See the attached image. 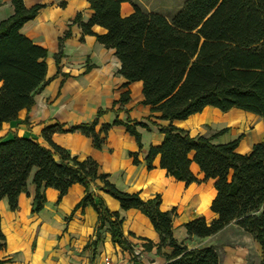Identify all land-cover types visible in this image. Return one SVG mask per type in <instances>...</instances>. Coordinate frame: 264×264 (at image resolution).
<instances>
[{
  "label": "trees",
  "instance_id": "obj_1",
  "mask_svg": "<svg viewBox=\"0 0 264 264\" xmlns=\"http://www.w3.org/2000/svg\"><path fill=\"white\" fill-rule=\"evenodd\" d=\"M10 2L12 13L0 20V128L5 122L17 120L21 109L29 111L34 95L48 82L46 49L19 31L44 5L25 7L22 0ZM87 2L91 10L88 20L83 22L78 12L71 23L78 25L81 38L93 35L113 50L119 61L118 73L125 79L122 86L141 82L140 103L149 106L147 119L162 134L161 141L148 148L146 167L151 169L158 157V166L178 181H212L215 195L209 208L215 217L186 221V233L206 237L234 222L251 235L259 248V264H264V141L240 153L236 147L241 136L224 143L212 142L226 127L209 135H191L173 123L212 106L222 112L238 108L253 113L264 124V0H184L170 18L144 9L136 0ZM122 2L132 8L125 16L120 13ZM93 25L103 27L105 32L92 31ZM69 27L58 38L56 62L62 54L63 39L70 34ZM129 99V91L122 92L111 109ZM106 110L98 109L96 117L88 122L44 126L41 136L47 146L16 134L0 138V199L6 197L9 207L15 209L31 174L35 186L31 210L38 212L45 200L44 188L56 189L59 201L71 185L81 184L84 194L72 212L91 205L98 214L97 227L107 224L111 242L131 251V244L122 235L123 218L94 195L90 188L94 185L115 198L122 210L135 208L149 219L158 242L145 239L143 247L156 246L165 258L163 264H220L213 246L187 247L173 236L176 210H161L159 194L142 199L138 192L121 191L109 181L108 173L100 171L95 159H79L52 141L53 133L79 132L100 148L110 127L120 124L140 148L136 125L146 127V123L130 124L129 119L122 122L116 117L96 130L97 117ZM129 156L132 163L139 162L137 152H129ZM192 163L201 177L191 170ZM5 246L0 229V251ZM164 246L170 248L169 253L161 251ZM6 261L0 259V264Z\"/></svg>",
  "mask_w": 264,
  "mask_h": 264
},
{
  "label": "crops",
  "instance_id": "obj_2",
  "mask_svg": "<svg viewBox=\"0 0 264 264\" xmlns=\"http://www.w3.org/2000/svg\"><path fill=\"white\" fill-rule=\"evenodd\" d=\"M22 1L25 7L44 5L33 19L23 23L19 31L46 49L48 82L34 95V104L29 111L21 109L17 120L2 124L0 138L16 134L33 138L47 146L41 136L44 126L59 122L67 127L88 122L96 117L98 109L107 110L97 117L96 130L104 123H112L116 117L122 122L129 119L130 124L136 121L146 123V127L136 125L140 133V148L120 124L110 127L100 148H95L91 138L79 132H56L51 139L79 159H95L100 171L108 173L109 181L117 189L138 192L142 199L159 194L161 210L175 208L172 234L187 247L213 246L216 250L223 237L233 241L241 237L242 241L237 243L239 246L227 251V262L220 264H245V245L250 243L251 235L234 222L206 237L189 236L184 228L188 220L203 216L210 221L215 217L209 208L215 195L212 181L188 184L178 181L158 166V157L154 159L151 169L146 167L144 158L148 148L158 144L162 134L147 119L149 106L140 103L141 82L133 81L126 87L122 86L125 79L118 73L119 61L113 50L104 47L93 35L86 34L81 38L80 28L76 23H71L78 12L83 22L88 20L91 10L87 0ZM12 11L10 0H0V20ZM131 11L129 3H121L122 16ZM68 25L70 34L63 39L62 54L56 62L54 54L58 51V38L63 37ZM92 31L104 33L105 29L93 25ZM126 90L129 91V101L122 105L116 103L111 109L113 101ZM119 106L121 108L118 109ZM230 112V109L222 112L215 107L205 106L200 112L184 120H174L173 123L187 129L191 135H209L226 127L227 130L212 138V142L224 143L241 136L236 147L240 153L248 152L254 143L264 141V124L259 116L246 111ZM241 117L244 120H240ZM158 122L165 123L161 120ZM129 152H137V164L132 163ZM190 167L197 177H201L194 163ZM90 188L109 211H117L123 218L122 235L131 244V251L111 242L107 224L102 228L97 227L98 214L91 205L72 212L84 194L81 184L71 185L59 201L56 189L44 188L42 208L32 212L35 186L29 182L26 191L18 195L15 209L9 207L6 197L0 199V229L6 240L4 250L0 251V259H7L3 264H101L105 256H112L125 264H163L165 258L156 251V246L150 249L143 247L145 239L158 242V234L149 219L138 209L122 210L115 198L97 186L91 185ZM253 245L258 250L256 243ZM161 251L169 253L170 248L164 246ZM259 260L258 254L257 264Z\"/></svg>",
  "mask_w": 264,
  "mask_h": 264
},
{
  "label": "rangeland",
  "instance_id": "obj_3",
  "mask_svg": "<svg viewBox=\"0 0 264 264\" xmlns=\"http://www.w3.org/2000/svg\"><path fill=\"white\" fill-rule=\"evenodd\" d=\"M144 9L149 10V11H156V12H160L162 14H164L167 18H170L179 8V6L181 5V3L184 0H136ZM230 113H234L235 111H243L241 109L238 108H231L230 109ZM198 113V112H197ZM240 113V112H239ZM240 115H242V113H240ZM240 120H244V118L242 119V117L240 118ZM117 125V124H115ZM31 182V174L30 177L27 180V183ZM238 236V235H237ZM242 241L241 237H239L237 240L233 241L231 238L226 237V238H222L220 240V242L217 244L216 246V251L219 255L220 258V262H227L228 260V253L230 249H235L237 248L239 245V242ZM245 241V240H244ZM247 241H245L246 243ZM238 243V244H237ZM255 241L253 240L252 237H250V243L249 245H245L246 248V256H247V262L245 264H257V258H258V254L259 253V248L258 250L254 247ZM251 250V252H250ZM227 253V255H226ZM260 256V255H259ZM255 259V260H254ZM251 261V262H250ZM249 262V263H248Z\"/></svg>",
  "mask_w": 264,
  "mask_h": 264
},
{
  "label": "built area",
  "instance_id": "obj_4",
  "mask_svg": "<svg viewBox=\"0 0 264 264\" xmlns=\"http://www.w3.org/2000/svg\"><path fill=\"white\" fill-rule=\"evenodd\" d=\"M101 264H125L124 262H122L121 260L114 258L112 256H105L102 259Z\"/></svg>",
  "mask_w": 264,
  "mask_h": 264
},
{
  "label": "bare ground",
  "instance_id": "obj_5",
  "mask_svg": "<svg viewBox=\"0 0 264 264\" xmlns=\"http://www.w3.org/2000/svg\"><path fill=\"white\" fill-rule=\"evenodd\" d=\"M249 245V244H248ZM244 247V246H243ZM250 252H251V250H250ZM255 260V259H254ZM251 262V261H250ZM249 263V262H248Z\"/></svg>",
  "mask_w": 264,
  "mask_h": 264
}]
</instances>
